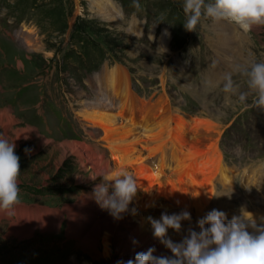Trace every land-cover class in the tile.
<instances>
[{
	"label": "rangeland",
	"instance_id": "obj_1",
	"mask_svg": "<svg viewBox=\"0 0 264 264\" xmlns=\"http://www.w3.org/2000/svg\"><path fill=\"white\" fill-rule=\"evenodd\" d=\"M34 2L0 0V82L8 88H14L5 93L3 105L10 104L15 111L20 110L15 102L23 105L25 108L23 110L21 106L19 113L26 111L25 119L31 124L20 115L16 116L11 108L0 104V111L10 110L16 119L9 126L0 121V138L15 143L21 169L18 178L20 203L15 206L13 213L5 212L0 216V264H116L117 260L130 258L119 256L112 245L108 254H103L100 247V255L93 251V247L78 245L81 240H77L73 234H76L77 229L71 226V220L78 219L70 216L66 207H86L79 202L81 198L84 194H91L93 186L100 183L104 176L110 175L104 172L103 160L107 159L110 164L121 167L115 147L102 135L105 129L123 131L118 142L133 139L137 131L129 127H138L135 123L139 122L141 112H147L148 108L156 112L157 117L169 113L172 120H177L178 116L184 117L179 112L191 114L194 111L199 113V117H190L189 120L199 118L208 121L200 117L204 116L217 124L221 132L219 135L214 134L215 138L212 139V130L206 132L211 139L209 142H205L204 135L201 142H197L192 140V128L188 129L185 121V134L180 136L181 146H198L204 155L212 153L214 148L210 147L218 142L224 155L222 159L236 175L234 190H230L227 184L225 186L223 181L222 185L218 184L219 188L225 189L224 195L219 198L224 207L221 205L216 209L225 212L228 221L234 215L248 212L253 221L262 220L260 226H264V209H261L264 208V109L253 106L256 93L249 89L248 77L243 74L251 62H264V26L254 27L251 33L244 35L227 21L213 22L203 14L202 9L196 31L188 32L183 26L186 20L183 11L185 0H139L142 8L139 12L132 7L133 0ZM204 2L207 6L214 0ZM112 5L115 7L113 16H105L103 13L106 8ZM56 7L65 13L59 15V19L53 13L51 15L54 18H51L47 12V9L52 12ZM161 13L165 19L156 23ZM130 23L132 25L129 28ZM153 25H159L154 41L148 34ZM21 26L29 29L19 35L22 44L16 33ZM142 26L144 32L139 34ZM154 28L150 30L152 35ZM165 28L171 33L169 46V38L162 39L167 51L158 49L161 46L159 35ZM75 29L79 33L87 32L86 36L93 42L116 54L114 64L120 68L123 66L129 77L130 88L137 96L135 113L125 106H119V99H110L109 93L104 92L101 85H96L105 80V66L96 75L95 94L88 80L92 73L83 76V70H78L82 69L81 59L78 58L80 48L70 43ZM173 29L180 37L176 42L172 39ZM28 36H34L39 47L37 50L29 49L24 44ZM178 43L179 48H176ZM94 55L98 54L94 53L91 57ZM20 62L22 65L19 67ZM88 62L86 60L83 63L88 65ZM107 62L110 64V61L106 60L105 65L108 66ZM118 62L124 65L120 66ZM127 65L135 70V80ZM14 68L24 72L25 79L32 82L31 85L19 83L21 81ZM228 74L232 76L234 93L223 91ZM1 87L4 89L3 85ZM17 92V98H13ZM240 93L248 94L245 102L238 100ZM98 95V98L95 97ZM105 98L112 101L113 106L108 107L102 101ZM93 103H97V107ZM90 106H95L94 110H101L105 118L102 121L87 118L85 111ZM43 113L46 117L44 126ZM113 115L114 118L109 122L108 116ZM33 116L35 119L41 117L39 122L42 127L34 128L37 121H34L35 124L31 120ZM26 127L36 130L34 138L22 133ZM145 127L152 128L153 122L149 121ZM159 131L152 130V135H166V132ZM147 139H150V143L144 144ZM141 143L136 142L128 151L135 154L141 149V153L146 154L145 148L148 149L147 144H152L151 138H143ZM26 148L31 149V152L26 153ZM139 166L137 161L126 162L118 172L132 175L138 187L135 197L144 198L149 189H156L158 181L148 186L139 183V176L145 173ZM257 169L261 170L262 178L259 182H249V175ZM164 171L167 174L170 172L168 169ZM170 174L171 177H163L161 189L170 188L166 181L178 179L176 174ZM197 176L200 177L199 174ZM179 180L185 181L186 178L183 176ZM163 199L164 194L161 193L158 202ZM248 205L254 208H248ZM25 209L32 212L25 219L26 222L20 216V212ZM164 213L173 214L157 204L155 207L142 205L135 212L139 216L136 224L140 223L143 215L147 219L160 220ZM34 217L38 225L34 223ZM53 222L57 224L51 227L49 224ZM189 227L199 231L198 223ZM248 230L254 231L252 228ZM185 236L180 237L179 242Z\"/></svg>",
	"mask_w": 264,
	"mask_h": 264
},
{
	"label": "bare ground",
	"instance_id": "obj_2",
	"mask_svg": "<svg viewBox=\"0 0 264 264\" xmlns=\"http://www.w3.org/2000/svg\"><path fill=\"white\" fill-rule=\"evenodd\" d=\"M114 8V5L109 8L107 7L103 14L107 17L113 16L115 11ZM236 27L237 26L234 28ZM24 44L32 50H37L39 48L34 36H28L25 38ZM21 65L20 62L19 67ZM122 68L123 66L120 68L116 65L111 68H105L107 70L105 71L104 69L105 72L103 71V76L106 81L103 80L100 81V83L97 82L96 85L98 87L101 85L103 91L109 93L110 99H119V106H125L127 109L133 110V113H135V108L137 109V101L135 99L137 96L130 88V81L128 82L129 77L127 76V72ZM99 96L100 95L96 97L98 98ZM110 102L111 106H113L112 101ZM93 104L97 107V103ZM95 106H90V108L86 110L87 112L85 111V115L92 120L95 119L96 121H102V119L105 118L102 114L103 112L97 108L94 110ZM146 111L147 112L145 113L141 112V116L139 115L140 120L138 123H135V125H138V127H136L137 129L133 128L131 125L129 127L137 131L133 139H126L118 142L117 139H120L123 131L121 132L114 129H105L102 133L105 139H109V144L115 147L114 151L117 154V159L121 166L119 168L115 164H110L111 162L109 160H103L105 163L104 172L110 175L115 174L122 169L124 163L137 161L140 164V169H144L145 172L139 176L138 182L148 186L150 183L158 181L156 189H149L144 198L135 197L129 204L128 210L122 214L123 218L120 220H116L112 217L108 210L101 209L95 200L91 198V194H84L79 201L83 203V205L85 204L86 207L79 206L80 208H74L72 205L66 207L69 215L78 219L71 222V226H74L77 229L75 234L76 239L81 240L78 245L93 247V251H95L96 254L100 255V247L103 250V254L110 253V246L112 245L115 247L116 253L122 258L126 256L134 258L136 252L146 251L150 247L156 248L154 255H170V250L161 243L160 238L154 236V229L147 217H144L145 215H143L140 223L136 224L139 216L133 214L132 209L135 208L137 210L138 207L146 204L150 207H155L157 204L160 208L169 209L173 214L188 211L190 213V219L181 222L182 227L179 232H176L173 229H168V237L174 242H179L180 237H183L186 234L188 235V230L191 228L189 226L195 225V223L206 216L210 210L216 209L221 205L224 207V203L221 204L219 202V198L224 195L225 191L223 187L219 188V185H222L221 181H223L225 186L228 185L230 190H234L235 185L233 183L236 174L222 159L221 156H223V153L219 146H217V142L210 147L214 148L213 152L204 155L203 150H200L198 146H192L191 144L187 147L181 146L182 138H180V136L185 134L184 127L186 123L188 124V129L192 128V140L201 142V138L204 135L206 136L205 142H209L211 139L206 132L213 130L212 139L215 138L214 134L219 135L221 133L215 122L206 117H202V119L205 118L208 121H203L199 118H193V121H191L189 118L195 116L184 114H181L184 117L178 116L177 120H172L169 113L157 117L155 114L156 112L150 111V108ZM108 117V121L111 122L114 115ZM142 117H146V119ZM184 118H187V120H184ZM15 120L16 119L12 116L10 110L3 109L0 111L1 122H5V124L9 126L15 122ZM149 121L153 122L152 128L145 127ZM185 121L187 122L185 123ZM141 122H143V124ZM139 124H142L143 126H139ZM140 127L142 129H140ZM154 129L164 131L166 132V135L163 137H155L152 135V130ZM22 133H24V135H30V138L37 134L36 130L32 127H26L22 130ZM38 137L39 136H36V138ZM146 137L151 138L152 141V144L146 145L148 149L145 148V150L147 152L149 150L150 153H147L144 150L146 154L149 155L141 153V149H138V152L135 154L128 151L129 147L134 146L136 142L141 143V140ZM149 141L150 139H147L143 143H150ZM217 148L219 150H217ZM152 155V158H157L155 164H152L148 160ZM225 165L228 168L225 167ZM164 169H168L170 172L167 174ZM260 172V169L254 170L253 173L249 175V182H259L262 178V173ZM170 173L176 174L178 179H174V181L171 182L166 181L168 185H170V188L165 190L161 189L160 182L164 181L162 180L163 177H171ZM229 173H231V175ZM197 174H199L200 177H198ZM183 176H185L186 180H179ZM161 193L164 194V199L162 202H158ZM250 207L254 208L248 205V208ZM261 209L264 208L261 207ZM262 222V220H257L255 223L257 226H260ZM133 239L137 240L138 243L133 244ZM96 254L93 255L98 257Z\"/></svg>",
	"mask_w": 264,
	"mask_h": 264
},
{
	"label": "clouds",
	"instance_id": "obj_3",
	"mask_svg": "<svg viewBox=\"0 0 264 264\" xmlns=\"http://www.w3.org/2000/svg\"><path fill=\"white\" fill-rule=\"evenodd\" d=\"M132 7L136 12L142 10L139 0H133ZM202 9L203 14L213 22H231L244 35L251 33L256 26H264V0H214L207 6L204 0H185L183 11L186 20L183 26L186 31H196ZM164 19L165 15L161 13L156 23ZM170 36L171 33L165 28L161 39ZM150 38L153 41L156 39L152 34ZM161 48L167 51L162 45L158 46V49ZM243 74L248 77L249 89L256 93L253 106L264 109V62H251ZM223 91L235 92L231 74L226 76ZM247 98V93L238 96L240 102H245ZM15 147V143L0 138V212L9 214L20 203L18 178L21 169ZM25 152L29 153L31 149L26 148ZM137 189L136 179L132 175L118 172L104 176L100 183L95 184L91 198L101 209L108 210L112 217L120 220L136 196ZM132 212L135 214L136 209L133 208ZM148 219L154 236L160 238L172 255H154L156 248L150 247L146 251L136 252L134 258L117 260L116 264H264V226H257L247 212L234 215L228 221L225 212L213 209L198 220L199 231L190 228L188 235L180 242L168 237V229L179 232L181 222L190 219L188 211L171 215L164 213L160 220ZM249 228L254 231L250 232ZM132 243L137 244L138 241L133 239Z\"/></svg>",
	"mask_w": 264,
	"mask_h": 264
},
{
	"label": "trees",
	"instance_id": "obj_4",
	"mask_svg": "<svg viewBox=\"0 0 264 264\" xmlns=\"http://www.w3.org/2000/svg\"><path fill=\"white\" fill-rule=\"evenodd\" d=\"M52 10H53L52 13L55 16V18L59 19L60 18L59 15L61 13L59 7L53 8ZM59 22H60V25H62L61 20H59ZM85 47H89V49H92L93 44H90V42H87V45Z\"/></svg>",
	"mask_w": 264,
	"mask_h": 264
}]
</instances>
